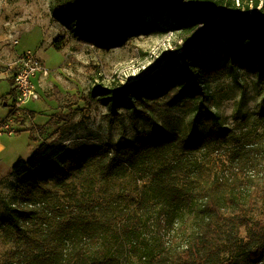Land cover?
<instances>
[{
    "label": "trees",
    "instance_id": "obj_1",
    "mask_svg": "<svg viewBox=\"0 0 264 264\" xmlns=\"http://www.w3.org/2000/svg\"><path fill=\"white\" fill-rule=\"evenodd\" d=\"M54 9L57 19L79 25L81 37H102L112 46L149 32L161 14L172 21L166 31L197 35L172 50L154 74L98 84L91 96L109 107L111 121L128 108L152 125L151 109L161 107L156 98L167 107L183 101L194 121L208 129L201 134L144 130L123 143L90 149L41 143L28 158L16 160L12 173L21 177L56 161L50 173L58 183L69 187L67 178L75 176L84 188L78 194L74 186L70 202L53 209L35 196L22 197L32 199L29 209L12 204L7 217H0V229L15 236L14 249L0 264H264V219L251 215L254 193L264 194V181L255 184L248 201L232 196L241 181L233 172H257L264 159V110L253 120L254 135L244 131L252 118L246 115L238 132L214 110L204 82L233 65L264 69V0H57ZM52 45L62 50L64 38ZM227 156L233 171L213 179L207 171ZM228 198L239 212H225ZM38 211L55 224H19Z\"/></svg>",
    "mask_w": 264,
    "mask_h": 264
},
{
    "label": "rangeland",
    "instance_id": "obj_2",
    "mask_svg": "<svg viewBox=\"0 0 264 264\" xmlns=\"http://www.w3.org/2000/svg\"><path fill=\"white\" fill-rule=\"evenodd\" d=\"M56 4L57 0H0V94L9 85L3 77V72L7 73L8 61L19 53H35L50 70L48 77L40 79L41 99L31 103L39 119L45 116L50 121L35 127L32 137L28 132L0 137V217L4 219L12 204L21 209L31 207L32 199L25 201L23 196H35L36 201L44 200L48 208L53 209L57 204L70 202L74 186L78 188V194L84 188L75 176L67 178L69 187L58 183L50 173L55 170L56 161L21 177L12 173L16 160L28 158L41 143L90 149L123 143L136 138L144 130L152 132L163 128L175 134H201L208 129L207 125L194 121L193 111L185 108L183 101L167 107L162 98H156L161 107L150 110L155 122L152 125L144 119H137L128 108H121L119 112L123 115H114L111 121L109 107L99 99L100 96H91L98 84L114 86L154 74L164 66L165 58L172 50L189 45L197 35L188 38L185 32L166 31L172 21L160 13L158 23L151 26L149 32L132 35L124 44L112 46L102 37H81L78 24H69L55 17ZM253 11L250 2V12ZM152 17L146 15L148 20ZM59 36L64 38L62 50L52 45ZM248 65H233L214 71L205 76L204 82L208 94L215 100L214 110L225 124L240 132L238 124L243 116H251V123L244 131L254 135L257 128L252 124L253 120L260 109L264 110V69L254 71ZM0 111L5 113L6 108L2 107ZM223 159L225 161L214 164L212 171H207L213 179L233 171L231 158ZM253 172H233L235 179L238 176L241 181L234 185L232 196L248 201L250 193L255 191V184L264 181V159L257 172ZM255 174L258 175L251 178ZM118 187V183L113 185L114 189ZM254 195L256 206L251 215L255 220L264 219V194ZM224 208L226 213L239 212L237 207L230 205L229 198ZM45 214V211H38L28 222L19 224L29 227H32L30 224H40V221L55 224L53 217L45 218ZM178 224L181 223L178 221ZM23 230L35 234L32 228ZM245 234L243 230L241 235ZM14 238L0 229L1 260L13 251Z\"/></svg>",
    "mask_w": 264,
    "mask_h": 264
},
{
    "label": "built area",
    "instance_id": "obj_3",
    "mask_svg": "<svg viewBox=\"0 0 264 264\" xmlns=\"http://www.w3.org/2000/svg\"><path fill=\"white\" fill-rule=\"evenodd\" d=\"M7 65V73L13 80V97L9 115L0 121V134L14 135L21 129L23 120L25 122L34 119L35 112L29 104L41 99V91L35 78L39 74L48 77L50 70L45 67L43 60L31 51L15 55Z\"/></svg>",
    "mask_w": 264,
    "mask_h": 264
},
{
    "label": "crops",
    "instance_id": "obj_4",
    "mask_svg": "<svg viewBox=\"0 0 264 264\" xmlns=\"http://www.w3.org/2000/svg\"><path fill=\"white\" fill-rule=\"evenodd\" d=\"M3 75H4L3 77L5 78V80L8 81L9 85L7 87V90H5L3 93L0 94V109L2 107L6 108V112L5 113H0V121L4 120L9 115V111H10V107L9 106H10V102L12 101V97H13V93H12V89H13V85H12L13 82L12 81L13 80L11 79V77H9L8 73L3 72ZM41 78H45V77H43L42 74H39L35 78V81H36V83L38 85L41 83L40 82ZM10 92H11V94L9 96L5 97L6 99H4L3 96H5V94L10 93ZM31 103L29 104L30 107H32ZM32 109H33L34 112L37 111L33 107H32ZM48 121H49L48 118H46L45 116H43V119H39V115L35 114V117H34L33 120H31V121L28 120V121H25V122H21L22 125H21V129L20 130H23V133L24 132L30 133V135L32 137V132L35 130V127L42 126V125L48 123ZM32 123L35 124V126H33ZM30 128L31 129L33 128V130H31ZM4 135H7V134H0V137H2Z\"/></svg>",
    "mask_w": 264,
    "mask_h": 264
}]
</instances>
